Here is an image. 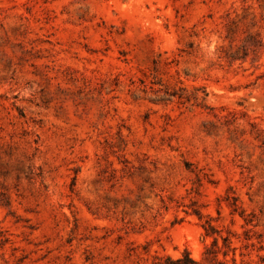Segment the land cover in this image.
Wrapping results in <instances>:
<instances>
[{
	"label": "rangeland",
	"instance_id": "374dc122",
	"mask_svg": "<svg viewBox=\"0 0 264 264\" xmlns=\"http://www.w3.org/2000/svg\"><path fill=\"white\" fill-rule=\"evenodd\" d=\"M209 223L264 264V0H0V264L204 261Z\"/></svg>",
	"mask_w": 264,
	"mask_h": 264
},
{
	"label": "trees",
	"instance_id": "16d2710c",
	"mask_svg": "<svg viewBox=\"0 0 264 264\" xmlns=\"http://www.w3.org/2000/svg\"><path fill=\"white\" fill-rule=\"evenodd\" d=\"M206 235L212 236L213 241L211 246L207 247L205 250V260H197L193 258L189 251H185L182 256L173 258L172 256L165 257L164 264H225L224 261L218 258L219 253L222 252L224 256L228 254V249H223L222 246L219 245V238L221 237L224 241V246L230 247V236H223L216 227L208 224V227L205 228ZM217 234V235H216Z\"/></svg>",
	"mask_w": 264,
	"mask_h": 264
}]
</instances>
